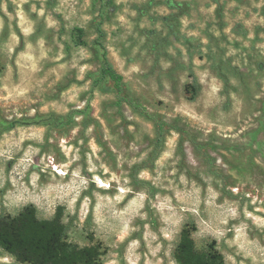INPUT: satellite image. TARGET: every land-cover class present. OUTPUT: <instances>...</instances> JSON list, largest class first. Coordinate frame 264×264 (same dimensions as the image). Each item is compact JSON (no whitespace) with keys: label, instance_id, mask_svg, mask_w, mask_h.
<instances>
[{"label":"rangeland","instance_id":"1","mask_svg":"<svg viewBox=\"0 0 264 264\" xmlns=\"http://www.w3.org/2000/svg\"><path fill=\"white\" fill-rule=\"evenodd\" d=\"M28 206L98 264H177L186 227L264 264V0H0V217Z\"/></svg>","mask_w":264,"mask_h":264},{"label":"trees","instance_id":"2","mask_svg":"<svg viewBox=\"0 0 264 264\" xmlns=\"http://www.w3.org/2000/svg\"><path fill=\"white\" fill-rule=\"evenodd\" d=\"M101 16V15H100ZM103 18L95 25L94 45L100 50L101 66L93 86L109 79L118 94L122 92V76L111 66L107 50L102 43L104 31ZM75 45H85L83 30L75 28L72 34ZM192 94L195 88L191 87ZM15 122L7 125L11 130ZM159 135L162 128L158 126ZM159 142V141H158ZM66 227L61 216L56 214L51 220L37 217L35 207H25L16 216L0 217V246L18 262L23 264H98V247L79 248L67 241ZM174 258L177 264H225L224 257L212 246L198 250L191 237V231L183 228L176 246Z\"/></svg>","mask_w":264,"mask_h":264},{"label":"bare ground","instance_id":"3","mask_svg":"<svg viewBox=\"0 0 264 264\" xmlns=\"http://www.w3.org/2000/svg\"><path fill=\"white\" fill-rule=\"evenodd\" d=\"M57 174L59 175H65V173L63 171H57ZM101 187H108L107 184H105L103 181H101ZM111 187H108V189H110Z\"/></svg>","mask_w":264,"mask_h":264}]
</instances>
